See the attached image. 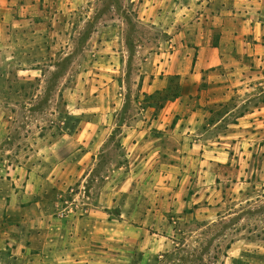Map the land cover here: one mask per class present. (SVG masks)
Segmentation results:
<instances>
[{
    "label": "crops",
    "instance_id": "crops-1",
    "mask_svg": "<svg viewBox=\"0 0 264 264\" xmlns=\"http://www.w3.org/2000/svg\"><path fill=\"white\" fill-rule=\"evenodd\" d=\"M49 1L0 0V264H167L247 188L223 185L217 168L233 150L247 155L256 113L210 118L245 81L256 86L259 72L245 69L264 65V0H139L142 18L169 36L138 69L136 90L112 78L84 107H55L59 122L25 128L7 98L47 59L38 21ZM54 1L66 11L78 0ZM173 78L178 96L141 103L139 93L169 91ZM132 101L137 113L123 118ZM112 142L123 155L102 168ZM250 252L233 245L220 264H263Z\"/></svg>",
    "mask_w": 264,
    "mask_h": 264
},
{
    "label": "rangeland",
    "instance_id": "rangeland-1",
    "mask_svg": "<svg viewBox=\"0 0 264 264\" xmlns=\"http://www.w3.org/2000/svg\"><path fill=\"white\" fill-rule=\"evenodd\" d=\"M46 5L48 11L38 22L48 37L47 59L34 73L37 79H19L12 86L14 96L7 98L18 105L14 108L15 121L21 127L59 122L61 115L70 112L69 106L84 107L90 97L109 87L112 78L126 79V87L135 91L138 69L152 53L159 51L162 41L169 36L156 23L142 18L139 0H78L66 11H59L60 6L54 0ZM254 71L259 72L256 86H248L250 82L245 81L239 86L242 91L235 93L223 108L214 109L210 118H219L235 107L238 109L226 121L234 122L243 115L256 113L251 121H257L254 125L257 135L245 144L243 151L247 155L242 159L239 152L230 148L237 156L229 165L217 168L223 185L234 181L247 188L229 195L231 198L221 210L222 219L172 249L167 264H220L233 245L248 247L250 253L264 256V65L245 69V73ZM40 74L42 77L38 79ZM171 84L176 89L179 81L171 79ZM138 96L145 107L158 109L162 102L160 95ZM129 105L132 112L123 118L137 113L135 102ZM57 106L63 113L55 117ZM121 117L120 114L119 120ZM121 155L123 152L116 143L108 144L101 154L105 159L102 168L112 163L107 160H120Z\"/></svg>",
    "mask_w": 264,
    "mask_h": 264
},
{
    "label": "trees",
    "instance_id": "trees-1",
    "mask_svg": "<svg viewBox=\"0 0 264 264\" xmlns=\"http://www.w3.org/2000/svg\"><path fill=\"white\" fill-rule=\"evenodd\" d=\"M175 79V78H173ZM171 88L169 91H165V92H158L156 95H160L162 96V102L161 104L158 106L159 108L160 107H163L164 103L168 100V99H171L173 96L176 97L178 96V91H179V86L176 88V89H173ZM156 95L154 96H150V98H154Z\"/></svg>",
    "mask_w": 264,
    "mask_h": 264
}]
</instances>
